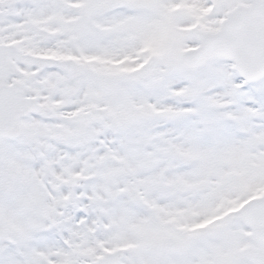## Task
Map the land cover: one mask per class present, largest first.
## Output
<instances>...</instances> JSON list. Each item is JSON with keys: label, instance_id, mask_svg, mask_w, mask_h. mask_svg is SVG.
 I'll use <instances>...</instances> for the list:
<instances>
[{"label": "snow or ice", "instance_id": "1", "mask_svg": "<svg viewBox=\"0 0 264 264\" xmlns=\"http://www.w3.org/2000/svg\"><path fill=\"white\" fill-rule=\"evenodd\" d=\"M0 264H264V0H0Z\"/></svg>", "mask_w": 264, "mask_h": 264}]
</instances>
